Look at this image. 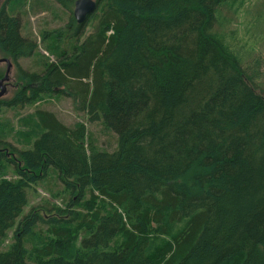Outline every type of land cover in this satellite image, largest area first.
<instances>
[{
    "label": "trees",
    "instance_id": "16d2710c",
    "mask_svg": "<svg viewBox=\"0 0 264 264\" xmlns=\"http://www.w3.org/2000/svg\"><path fill=\"white\" fill-rule=\"evenodd\" d=\"M9 1L0 53L15 89L0 115L61 94L117 139L106 149L44 108L25 148L0 135V245L14 229L0 264H264V80L261 60L216 29L229 0H98L83 23L75 0H54L69 18L41 71L20 64L39 45ZM46 180L63 185V206L24 212Z\"/></svg>",
    "mask_w": 264,
    "mask_h": 264
},
{
    "label": "rangeland",
    "instance_id": "374dc122",
    "mask_svg": "<svg viewBox=\"0 0 264 264\" xmlns=\"http://www.w3.org/2000/svg\"><path fill=\"white\" fill-rule=\"evenodd\" d=\"M4 1L0 0V6ZM8 6L11 12L21 15L23 34L37 40L39 45V54L20 59V64L26 69L41 71L43 69L42 61H56L57 55L51 50L48 35L67 27L64 25L69 18V11L54 0H10ZM216 13L218 17L216 29L224 32L227 38L233 39L241 49L248 51L245 55L247 63L254 66L257 59L261 60L260 80H264V0H229L221 5V9L218 8ZM96 23L97 18L88 19L84 27L86 35L94 31ZM2 57L3 55L0 53V58ZM0 67L4 71L7 68L6 62H1ZM15 75L16 67L13 65L10 73L11 79L4 83L7 89L4 97L13 95L15 88L12 86V82ZM38 108L55 112L69 126H74L79 122L84 123L88 130L95 133L100 145L106 149H113L116 145L117 138L114 132L105 128L100 122L91 123L83 113L75 110L71 98L61 94L46 96L44 100L27 104L23 108H3L0 115L1 138L9 140L19 148H25L27 145L24 132L31 128L25 123L29 120L27 118L33 115ZM5 177H14L12 170H9ZM66 197L61 183L46 180L30 191L29 203L24 212H28L33 206H46L48 202L63 206ZM13 241L14 229L9 231L8 237L0 245V249L6 250Z\"/></svg>",
    "mask_w": 264,
    "mask_h": 264
},
{
    "label": "water",
    "instance_id": "95a60500",
    "mask_svg": "<svg viewBox=\"0 0 264 264\" xmlns=\"http://www.w3.org/2000/svg\"><path fill=\"white\" fill-rule=\"evenodd\" d=\"M98 4V0H75L73 13L76 20L80 23L85 22L88 16L96 11ZM1 62H6L7 68L4 76L0 79V98L4 97L7 93L4 83L11 79L10 73L14 65L12 60L7 57L0 58Z\"/></svg>",
    "mask_w": 264,
    "mask_h": 264
},
{
    "label": "flooded vegetation",
    "instance_id": "af4514ba",
    "mask_svg": "<svg viewBox=\"0 0 264 264\" xmlns=\"http://www.w3.org/2000/svg\"><path fill=\"white\" fill-rule=\"evenodd\" d=\"M6 71V69L4 70V72ZM14 81V80H13ZM12 86H14L13 82H12Z\"/></svg>",
    "mask_w": 264,
    "mask_h": 264
}]
</instances>
